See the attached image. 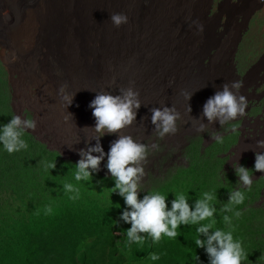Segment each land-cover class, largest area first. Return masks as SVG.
I'll return each mask as SVG.
<instances>
[{
  "label": "rangeland",
  "instance_id": "rangeland-1",
  "mask_svg": "<svg viewBox=\"0 0 264 264\" xmlns=\"http://www.w3.org/2000/svg\"><path fill=\"white\" fill-rule=\"evenodd\" d=\"M12 2L0 0V125L8 123L14 114L21 120L32 118L36 126L25 128L27 149L8 153L0 146L2 217L28 216L40 211L41 203L45 208L52 203L47 200L51 193L71 196L72 190L65 183L73 185V171L83 158L82 151L88 152L97 144L105 156L97 169L89 168L90 180H82L87 186L85 192L90 200L98 202H106L107 196L118 198V191L112 192L115 180L107 168V153L121 135L145 145L146 155L135 165L142 166L145 173L138 193L164 186L172 174L183 185L186 177L176 170L185 169L190 163L203 169L208 162L203 185L207 190L216 188L220 166L212 161L216 157L213 151L217 145L231 143L234 137L224 127L226 123L219 119L209 121L204 116L203 105L224 85L230 89L235 75L264 65L262 2L261 5L259 0H206L198 20L210 27L211 41L205 49L199 47L200 31L194 28L192 20L179 17L174 26L166 22L147 28L132 48L125 46L123 65H112V52L103 62L96 58L87 83L71 72L64 73L72 59L63 42L54 50L45 43L31 45L22 39L19 47L13 45L9 38L16 23L10 9ZM139 2L142 4V0ZM87 42L85 47H92ZM129 88L139 92L140 107L134 109L135 119L119 132L105 130L101 134L95 128L90 102L98 94L123 96ZM65 95L71 96L70 104L63 99ZM165 107L176 113V130L161 136L159 121L152 122V109ZM216 137L224 142L218 144ZM48 162L55 166L48 168ZM199 191L194 188L190 199L198 198ZM29 197L33 207L24 209ZM188 203L191 207L189 200ZM260 228L264 229L262 225ZM234 230L241 237H252L253 243H246L251 251L264 248V242L257 238L261 235L242 228Z\"/></svg>",
  "mask_w": 264,
  "mask_h": 264
},
{
  "label": "clouds",
  "instance_id": "clouds-1",
  "mask_svg": "<svg viewBox=\"0 0 264 264\" xmlns=\"http://www.w3.org/2000/svg\"><path fill=\"white\" fill-rule=\"evenodd\" d=\"M111 19L116 26L128 23V16L124 13H113ZM192 23L196 24L200 32L203 31V24L199 21H192ZM231 85L230 89L227 84L224 85L222 91L216 92L203 105L204 116L209 121L219 119L222 124L226 123L224 127L227 129L231 127V120L242 115L247 106L246 98L243 95L237 97L232 92L233 88L239 89L242 86V81H233ZM63 88L64 85H61V91ZM138 96L139 92L133 91L131 88L123 96L110 94L95 96L89 106L92 107L93 115L96 118V130L101 134L105 130L108 133H116L126 125H130L136 116L134 109L140 107ZM63 99L68 104L71 103V96L65 95ZM151 119L154 124L159 121L157 127L160 129L159 135L161 136L176 130V113L167 107L162 110L153 108ZM35 126V121L32 118L21 120L20 116L13 114L8 123L0 125V146L8 153L27 149L28 143L24 138L25 128L34 129ZM232 136L234 140L231 143H234L237 148L233 146V150L226 157L223 158L221 154L227 150L229 144L224 150L221 149L222 145H217L213 151L216 153V157L212 161L220 166L217 172L223 175L219 173L215 184L216 188L207 190L203 185L207 180L204 168L208 162L205 163L203 169L199 165L194 168V164L190 163L187 168L176 170L177 173L186 177L183 185L173 179L172 175L174 174L170 176V182L175 181L176 183L175 188H181L180 192L174 193L175 198L171 201L170 208L166 204L169 193L158 190L161 186H156L151 191L147 190L148 192L140 191V193L147 192V194L143 195L142 199H138L140 182L145 173L142 166L135 165L145 157V145L135 142L128 135L119 136L111 144L107 153V168L115 180L112 192L118 191L124 198L125 204L129 206L121 214V219L131 225L122 230L123 236L126 237V245L140 246L147 237L156 243L162 238V235L177 239L180 236L178 232V229H181L180 226H196L194 244L197 248L205 249L209 256V264H241V262L243 264H264V248L251 251L246 243H253L252 237L247 238L250 236L247 234L241 237L234 230L242 228L253 235L259 234L262 237L258 236L257 238L264 242V229L260 228V225L264 228V193L260 194L264 178H261V172L258 174L252 168L246 169L252 163L250 148L244 138L241 137L240 143L235 144L237 142L236 134L234 133ZM216 140L218 144L224 142L221 137H216ZM258 143L264 144V141H258ZM93 152H99L100 155L93 156ZM81 155L83 158L76 163L73 171L74 179L76 181L90 180L89 168L97 169L105 153L102 147L97 144L88 152L82 151ZM54 166V162L47 164L48 168ZM254 168L264 171V152L255 154ZM234 169L237 178L230 177V173ZM65 187L73 188L74 186L71 183H65ZM194 188H199L200 191L198 198L191 200L189 195ZM184 189L187 191H183ZM76 191L77 196L69 197L70 199L79 198V188ZM216 223L220 227H215ZM140 233H147V237ZM201 234L205 239L200 238ZM244 246L249 249L248 254ZM148 257L152 261L160 259L156 252H151ZM104 263L107 264L105 260ZM120 264L134 263L123 259Z\"/></svg>",
  "mask_w": 264,
  "mask_h": 264
},
{
  "label": "trees",
  "instance_id": "trees-1",
  "mask_svg": "<svg viewBox=\"0 0 264 264\" xmlns=\"http://www.w3.org/2000/svg\"><path fill=\"white\" fill-rule=\"evenodd\" d=\"M72 182L80 190L78 199L69 198L77 196L73 187L71 196L51 193L47 200L52 203L46 208L41 203V210L28 216L16 214L5 219L0 211V264H105L104 260L120 264L123 259L134 264H209L205 249L194 244L196 226L182 225L177 239L162 235L156 243L147 233H140L147 237L142 245H126L122 230L131 225L121 219L129 207L124 198L119 194L116 199L107 196L106 202L90 200L85 182ZM175 184L171 181L158 188L169 193L168 208L175 198ZM147 192L139 193L138 199ZM30 202L29 197L24 209L33 207ZM215 227L220 226L216 223ZM200 238L205 239L203 234ZM244 248L248 254L249 249ZM151 252L158 253L160 259L152 261L148 257Z\"/></svg>",
  "mask_w": 264,
  "mask_h": 264
},
{
  "label": "bare ground",
  "instance_id": "bare-ground-1",
  "mask_svg": "<svg viewBox=\"0 0 264 264\" xmlns=\"http://www.w3.org/2000/svg\"><path fill=\"white\" fill-rule=\"evenodd\" d=\"M12 1L9 6L16 16V23L9 38L13 45L19 47L22 39L31 45L45 43L54 50L63 42L72 59L64 73L71 72L87 83L96 58L103 62L112 52V65H123L125 46L132 48L147 28L166 22L174 26V20L179 17L198 21L206 0H142V4L140 0ZM6 3L1 2V5ZM113 13L127 14L128 23L114 25ZM193 26L198 30L196 24ZM198 36H201L199 47L205 49L211 41L210 27L203 24V31ZM87 41L92 47H85ZM114 47L116 51H113Z\"/></svg>",
  "mask_w": 264,
  "mask_h": 264
},
{
  "label": "flooded vegetation",
  "instance_id": "flooded-vegetation-1",
  "mask_svg": "<svg viewBox=\"0 0 264 264\" xmlns=\"http://www.w3.org/2000/svg\"><path fill=\"white\" fill-rule=\"evenodd\" d=\"M236 80L242 81V86L239 89L233 88L232 92L237 97L243 95L246 98L247 106L242 115H238L235 119L231 120V127L228 129L231 134H236L237 142L235 144H239L242 137L250 148L252 163L246 169L252 168L258 174L261 172V178H264V171L254 168L255 154L264 152V144L258 143V141H264V65H256L249 72L235 75ZM233 125H236V127H233ZM233 146L234 143H229L227 150L221 156L223 158L226 157L233 150ZM225 147L226 145H222L221 149L224 150ZM234 148H237V146H234ZM230 177L237 178L235 169L230 173ZM263 193L264 184L260 190V194Z\"/></svg>",
  "mask_w": 264,
  "mask_h": 264
},
{
  "label": "water",
  "instance_id": "water-1",
  "mask_svg": "<svg viewBox=\"0 0 264 264\" xmlns=\"http://www.w3.org/2000/svg\"><path fill=\"white\" fill-rule=\"evenodd\" d=\"M263 3V7H264V0H260Z\"/></svg>",
  "mask_w": 264,
  "mask_h": 264
}]
</instances>
